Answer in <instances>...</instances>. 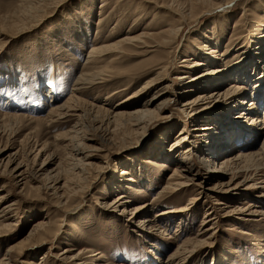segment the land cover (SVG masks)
I'll use <instances>...</instances> for the list:
<instances>
[{"label":"rangeland","instance_id":"1","mask_svg":"<svg viewBox=\"0 0 264 264\" xmlns=\"http://www.w3.org/2000/svg\"><path fill=\"white\" fill-rule=\"evenodd\" d=\"M36 1L0 0V193L7 196L4 204L14 203L5 219L0 218V259L10 255L12 260H6L8 264H73L61 261L62 256L56 255L61 249L74 248L71 251L73 254L84 251L86 264H169L166 263L168 256L176 245L186 237H194L202 227L206 208L216 201L207 195L209 188L215 185L218 201H226L230 207L217 210L215 235L208 239H205L208 234L201 236L205 242L197 244L196 253L182 257L185 260L180 264H211L225 257L230 258L229 264H264V169H254L252 163L246 162L250 166L248 171L238 173L231 185H219L228 178L212 179L204 182L203 188L192 185L186 192L175 196L169 192L160 193L175 163L172 160L162 162L164 158L160 159V156L163 153L156 143L163 138L161 141L166 143L165 155L168 158L170 144L177 133L185 128V135L192 124L179 112L184 98L178 97L174 102L165 103L163 110L154 106L171 99L173 92L181 91L179 82L174 79L178 75L174 69L168 70L165 79L139 92L145 99L153 95L159 98L149 106L156 111L155 116L148 119V124L135 134L127 132L128 126L120 124L123 123L121 120L114 121L103 110L89 111V106L83 104L81 110L87 113L82 121L72 116L66 118L67 122H64L66 119H48L51 106L63 103L71 95L86 103L112 109L127 95L137 91L146 80L154 77L155 72L147 73L149 69L144 68L159 58L160 53L131 49V53L119 59L105 57L104 65L118 71V74L106 76L105 79H108L102 80L103 83L85 87L82 93L74 92L76 77L89 67L85 62L94 39L101 43L112 42L142 29L159 31L168 22L174 20L178 23V19H182L183 34L171 48L175 50L173 65L187 50H191L193 58L201 60L203 57L194 44L206 41L216 47L209 37L217 38L220 47L225 36L236 38L239 34L243 35L240 40L249 43L250 36L259 31L258 15L264 18V0H53L34 8ZM102 4L104 8L99 9ZM28 9L32 15L17 22L15 18ZM235 13L237 19L233 18ZM99 18L102 20L99 21ZM129 28L131 31H128ZM211 64L207 67L215 66ZM232 82L226 81L223 88ZM47 89L52 90V95L46 94ZM212 90L213 87L207 91ZM251 92L240 100H245L247 104L255 102L256 98L249 95ZM245 103L243 108H246ZM230 104L232 100H226L222 110ZM121 108L130 109L133 106L123 105ZM257 108L259 113L255 117L262 119L264 96ZM247 113L249 110L244 111V114ZM14 114L22 117H12ZM208 114L207 120L216 115L214 112ZM251 115L254 117L253 113ZM75 123L81 126L77 136L68 132ZM64 133L66 136L62 135ZM261 141V136L250 143L243 144V141L232 152L256 155ZM69 142L76 145L78 142L97 150L92 151L94 156L90 160L94 166L86 167L81 176L73 180L68 201L63 198L62 202L66 204L61 206V198L48 187L52 186L48 176L60 171L62 178L74 177ZM187 146L190 144L183 141L174 152L171 151L172 155L181 157ZM231 153L221 156L220 161ZM7 158L9 161L5 164ZM147 159H157L160 163L154 164V160L149 164ZM17 163L23 165L20 171L26 168L22 181V177H16V173L11 172ZM121 168H130L136 183L129 189L120 186L115 191L113 184H120L116 180ZM244 177L248 179L243 180ZM236 183L241 184L237 190L229 189ZM123 191L133 200L130 207L155 202L154 208L142 212L136 221L147 213L154 215L160 210L186 205L190 197L199 196V199L194 201L196 206L192 219L187 216L182 229L176 232L175 221L165 226L166 220H163L159 224L163 233L158 231V235L147 241L148 238L137 232L128 221L129 213H115L103 207ZM249 204L263 214L245 217L243 221L238 219L237 214L223 216L224 211L245 208ZM38 220L48 222L52 230L46 243H31L28 249L6 251L14 243L28 238L33 223ZM7 224L9 226L5 227ZM168 235L175 239H167ZM33 237L30 242L35 240L36 236ZM150 242L153 246L149 245Z\"/></svg>","mask_w":264,"mask_h":264},{"label":"bare ground","instance_id":"2","mask_svg":"<svg viewBox=\"0 0 264 264\" xmlns=\"http://www.w3.org/2000/svg\"><path fill=\"white\" fill-rule=\"evenodd\" d=\"M49 2L54 1L37 0V4H35L34 8L39 6L42 7ZM103 8L104 4L99 6V9ZM30 11L31 10L28 9V13L26 12L18 15L15 20L19 22L23 18L25 19L27 15H32L29 13ZM100 13L101 10L99 14ZM236 16L237 14L235 13L233 18ZM258 18V25L260 26H257V28L259 31L254 33L253 36H250L249 43H245V41L240 40L243 35L239 34L236 38H226L225 36L223 39L224 44L220 47V42L217 40V38L213 39V37H209V40L211 39L215 42L217 45L216 47H212L206 41H199L197 44H194L195 48L199 50L203 57L201 60H196L193 58L192 53H190L191 50H187L186 52H183V55L181 54L182 56L178 58V61L175 65H173V56L175 50L173 51L171 48L174 42H179V38L183 34L184 22L182 19H178V23L174 20L168 22L166 26L159 31H151V28L142 29L140 32L134 35L125 34L124 36L112 42L101 43L94 39L95 43L89 48L86 57L87 61L85 62V64H89V67H86L80 71L79 75L76 77V80L73 84L74 92L82 93L85 87L108 79H105L106 76L112 77V75L118 74V71L114 70L113 68H107V64L104 65L105 57L111 56L112 60L119 59L120 57H123V55L131 53V49H137L140 50V52L143 51V53H160L159 55L161 57L159 56V58H156L155 61H151L147 64L149 66L144 68V70L149 69L146 70L147 73L155 72L154 77L146 80L137 91L127 95L112 109H105L102 108L103 106L100 107L89 102L86 103L76 95H71L63 103L54 104L51 106L48 113V119L53 121L54 118L60 120L72 116L77 118L76 120L82 121L86 112L81 110V105L83 104L89 106L88 109L86 108L89 111L91 109L95 112L98 110H103L102 112H104L107 117L113 119L114 121L120 122L121 120L123 123L120 124H123L125 127L126 125L128 126L126 128L127 132H129L131 135L135 134L138 132V130L143 129L148 124L147 121L155 116L156 111L151 109L149 106L154 105V103L159 98L157 95H153L152 97L145 99L139 95L142 94L139 92L155 84L156 82L165 79L168 70L170 68L174 69V71L178 72V75H176L174 79L179 82L178 86H181V91H176L175 93L173 92V97L171 99L160 101L157 104L155 103L154 106L158 110H163V107H165L166 104H169L170 101L174 102L178 97L184 98V100L181 102L179 112H181L182 115L187 120H189V122H192V124L185 135H183L185 128H182L177 133L175 139H173L174 141L170 144L171 146L169 149L170 153L168 152V158L165 155L166 150L164 145H166V143L164 144V142L161 141L163 138L161 137V140L156 143V147L161 149V153H163V155L160 156V159L164 158V161L162 162L165 163L172 160V163H175L173 171L169 175L168 181L160 193L169 192L175 196L181 192H186L188 187L192 185L203 188L202 184L212 179L224 180L228 178L225 183L221 181L219 185H231L236 179V175L238 173H242L243 171L245 172V170L248 171V167L250 166L247 165L246 162L252 163L254 169H264V115L262 119H260L259 116L255 117V115L259 113L257 106L261 103L264 96V30L261 31V29L264 28V18L261 19L260 15H258ZM101 20L102 19L99 18V21ZM232 32L233 30L231 31L230 36L232 35ZM107 36H109V34ZM236 40L240 41L236 42ZM252 46L254 50H252ZM210 62H212L211 65L215 66L207 67L208 64L210 65ZM201 67H204L205 69L203 68V70H200ZM228 80H233L234 82L230 83L226 88H223V85H226L225 83ZM211 87H213V90L208 93L207 90ZM45 92L47 95H52V90L50 89H47ZM248 92H251L249 95L256 98L255 102H249L247 104L245 103V100H240L242 97L248 96ZM228 99L232 100V104H230L229 107L223 111L222 108L224 106V102ZM244 103L246 104V108L242 107ZM123 105L124 107L133 106V108L122 109L121 107ZM244 109L247 111L249 110L250 114H244ZM213 112L216 113V115L214 117H210V120H207L208 118L206 116L209 115L208 113ZM252 113L254 114V117L251 115ZM12 117L17 118L22 116L19 114H14ZM67 121L68 119H66L64 122ZM75 124L71 130L69 129L70 131L68 132H71L77 136L81 131V126L80 124ZM256 125L259 127H255ZM65 134L66 133L62 135ZM257 136H261L262 141L261 147L259 148V153L256 155L245 152H232L234 148L236 149L239 147V143L243 141V144L250 143L251 140L256 139ZM183 141H187L190 146H187L184 149L182 152L183 155L181 157L175 155L173 156L172 152H174L175 147H178L183 143ZM69 144L72 146L71 153H69L71 156V169L75 170L74 177L62 178L60 177V171H56L54 174L48 176V179H50L49 182L52 183V186L48 187L52 188L53 191L58 194V197L61 198L59 201L61 206L66 204L62 202L63 198L65 199V202L68 201L69 194L72 192L71 185L73 180L77 176H81V172L86 167L94 166L90 160L91 157L94 156L92 151L97 150L89 148L87 145H83L78 142L77 145L76 143L74 144V142H69ZM227 152L232 153L228 154V157L220 161L223 155ZM147 160V163L149 164L154 160L157 161V163L154 161V164L160 163L157 159ZM7 161H9L8 158L6 159L5 164ZM50 163L51 162L48 164ZM20 164L21 163L15 164L11 170V172L16 173V177H22L24 170L26 169L24 168V170L20 171V169L23 167V165ZM137 164L138 163H136V165ZM100 167L101 166H99V169ZM125 175H128V177H124ZM117 176L118 177L116 181L120 182V184H113V190L115 191H117V188L120 189L121 187L129 189L136 183L135 178L132 177L130 168H121ZM23 179L24 177H22L20 181ZM246 179H248V177H244L243 180ZM121 181L125 182L122 183ZM254 183L251 184L252 187H254ZM138 185L139 184H137V186ZM239 185L241 184L236 183L229 189L235 191ZM214 186L209 188L211 192L209 191L207 195L216 201L211 202L212 205H208V208H206L203 214V220L201 222L202 227L198 230L199 232H197L194 237H186L181 243L177 244L174 251L169 254L166 263L172 264L173 262H176L175 264H180V262L185 260L181 259L182 257H186L190 253H196L195 247L197 244H202L205 242L206 238L208 239L215 235L217 226L215 220L217 218V210H224L230 206L226 201H218V195L216 193L217 190L214 189ZM138 187H140V185ZM6 197L7 196L5 194L0 193V218L2 219H5L8 212L13 208L12 204H14H4L3 202ZM195 199H199V196L190 197L188 199V203L183 206H178L167 210H160L154 215H152V212L147 213L144 217H139L140 219L137 221L136 217L144 211H151L152 208H154L155 202H147L141 205L130 207L133 200L127 197L123 191V193L121 192L117 194V196L114 197L111 202L107 203L103 207L104 209L115 213H129L130 220L128 221L131 223L133 228H136L137 232L148 238L146 240L149 241V239L152 240L153 237L158 235V231L163 233L159 226V224L163 223V220H166L165 226H167V223L175 221V223H177V227L175 229L176 232H178L179 229H182V225L185 224V218L189 216V218L192 219V214L195 209L194 207L196 206V203L194 202ZM252 207H254L253 204H249L245 208H231V210H228V212L224 211L223 216L226 217L237 214L239 215L238 219L243 221L245 217L249 218L254 215L263 214V212L258 211L257 209H252ZM255 207L258 206L256 205ZM211 215H214L215 217H211ZM4 226H9V224ZM189 230L191 229L189 228ZM176 232L173 234L177 236L178 233L176 234ZM51 234L52 230L48 222H45L44 220L35 221L28 234L29 236H27L28 238L14 243L6 251L11 252L13 248L28 249V245L31 243H40L39 245H41V243H46L48 238L47 236ZM205 234L208 235L205 237V239H203L201 236ZM33 236H36L35 240L30 242V239ZM167 239L175 238L171 235H168ZM149 245L153 246L151 242ZM61 250L62 251L56 255L58 257L62 256L60 258L61 261L69 263L71 262L73 264H86V256H84L83 253L84 251L73 254L71 251L74 250V248H64ZM6 255L9 254L6 253ZM6 260H12L11 256L9 255L7 257H2L0 259V264H8L9 262ZM229 263L230 258L225 257L223 260L211 264Z\"/></svg>","mask_w":264,"mask_h":264},{"label":"snow or ice","instance_id":"3","mask_svg":"<svg viewBox=\"0 0 264 264\" xmlns=\"http://www.w3.org/2000/svg\"><path fill=\"white\" fill-rule=\"evenodd\" d=\"M233 2H234V0H233Z\"/></svg>","mask_w":264,"mask_h":264}]
</instances>
